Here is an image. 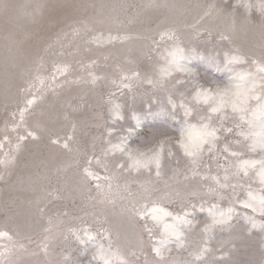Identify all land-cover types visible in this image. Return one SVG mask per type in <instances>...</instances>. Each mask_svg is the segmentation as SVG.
<instances>
[{"label": "rangeland", "instance_id": "374dc122", "mask_svg": "<svg viewBox=\"0 0 264 264\" xmlns=\"http://www.w3.org/2000/svg\"><path fill=\"white\" fill-rule=\"evenodd\" d=\"M238 3L0 0V231L11 236L0 261L102 264L93 255L103 246L112 264H264V215L242 205L264 186L258 169L237 174L240 161L264 158L241 135L261 128L257 101L210 113L195 99L199 87L235 91L248 73L261 93L252 61L264 63V27ZM177 46L193 74L169 68ZM234 56L244 62L229 65ZM209 116L218 139L194 163L176 141L186 122ZM122 136L146 167L129 169L110 150ZM145 205L172 216L142 219ZM228 209L226 223L204 231ZM185 211L178 242L172 217Z\"/></svg>", "mask_w": 264, "mask_h": 264}, {"label": "snow or ice", "instance_id": "6c2138e0", "mask_svg": "<svg viewBox=\"0 0 264 264\" xmlns=\"http://www.w3.org/2000/svg\"><path fill=\"white\" fill-rule=\"evenodd\" d=\"M225 7H229V5H225ZM234 7H242L246 13L251 16L253 10H255L256 13H258L260 18L261 26L264 27V0H255L253 3L252 0H239V3L235 5ZM169 38H172L171 36ZM226 39V37H225ZM168 65L169 68L174 69L176 71H186L190 75L193 74V70L189 69L185 66L183 63L187 57L184 55V49L180 47H174L171 51L168 53ZM203 59V57H201ZM227 59V58H226ZM244 62L242 58L234 56L231 59L227 61V63L233 64V63H242ZM252 64L256 67L257 73L261 74V93L257 94L256 92V85L253 82V86L251 88L248 87L249 83V77L253 74L248 73L244 75H239L237 78L238 82L236 83V90L233 91L232 87H226L224 89H212V88H203L199 87L196 89L195 93V99L197 102L203 101V103L209 105V112L210 113H219L223 107L227 106L228 103H231V107L233 111H239V112H246L248 102L250 100L257 101V108L253 112V116L255 117L257 112L259 113V119L261 123V128L259 132H249V133H241V135H244L246 139L251 138L253 140L252 149L255 150L257 146L260 147L261 151L264 152V63L258 62L256 60L252 61ZM162 74L164 75H170V71L168 69H163ZM127 78V77H126ZM149 83H152L151 80H149ZM125 87H130L129 85H125ZM217 98H219V103H217ZM29 104L32 103V101L28 102ZM171 103V100L169 101ZM118 107V106H117ZM183 107V105H181ZM173 108H175V105H173ZM190 113L186 110L185 115H189ZM116 119H119V115L117 114L115 116ZM136 119V127L140 126L139 118L134 117ZM243 119V116L241 117ZM250 129L252 125L254 124V121L250 120L248 121ZM132 129L128 130V135H131ZM217 128H214L211 124V116L207 118H202L201 121L198 124H191L186 122L185 126L181 128L180 130V136L179 139L176 141V144L183 150L184 155L191 158L193 162L195 163L197 160H199L200 156L203 154L205 150V146L209 147V150H211V146L214 145L215 141L218 139L217 136ZM227 131H231V129H228ZM111 134V133H110ZM29 135H33V133L29 132ZM23 139V137H21ZM57 141H53V143H56ZM127 136H122L120 138V141L116 145L111 146V151L113 153L119 152L122 156L126 157L127 161V167L129 169H136L139 170L142 166L146 167V165L142 164V160L149 158L146 156L145 153H137L133 150L129 149L127 147ZM163 143V142H161ZM68 145L65 144V147ZM227 151V148L225 149ZM107 154V153H106ZM233 156H237L236 153H231ZM0 163H3V161H0ZM97 163L99 164L100 161L97 160ZM89 164H91V160H89ZM118 168H124V163H118L116 165ZM156 167H157V175H159V159H156ZM249 169L257 170V175L259 178V182L262 186H264V158L260 160H242L237 165V174L239 172H243L245 176L249 174ZM84 175L86 178H98L93 177V174L86 168ZM225 180H227V176L225 177ZM217 184L219 185V181L217 180ZM220 187H224L226 185H219ZM97 189H100V185H96ZM215 189H210V192H214ZM243 207L245 208H251V211L253 213L259 212L261 215H264V196H261L259 198L253 196L251 192H249V199L247 201L242 202ZM196 205L193 204L192 208L195 209ZM145 208L147 209V205H145ZM202 210V209H201ZM164 211L163 209H160L156 206H153L150 209H147L144 213H139L141 215V218H145V216H151L153 220L157 219L156 213ZM231 211L232 209H228L227 214L224 212L220 213V216L217 217L216 215H212V223L205 226L204 231L208 232L210 231L214 226L216 225H222L227 222L228 219L231 217ZM190 212L185 211L183 215H177L173 216L172 218L177 221V224L172 227L171 231L172 234L176 236L177 241L179 242L181 240V234L178 230L179 224H185L190 223V221L187 219L188 216H190ZM165 216H172L171 213L164 211ZM253 227H256V223L254 220H252ZM167 227V226H166ZM260 227L264 228V224L260 225ZM0 238H7L11 239V236L7 232L0 231ZM91 239V237H90ZM157 256H160L161 253L159 249H153ZM93 260L100 261L102 264H112L111 259L108 258V254L103 248V246L99 247L96 250V253L93 255ZM0 264H4V261H0ZM123 264V262H122Z\"/></svg>", "mask_w": 264, "mask_h": 264}, {"label": "bare ground", "instance_id": "6f19581e", "mask_svg": "<svg viewBox=\"0 0 264 264\" xmlns=\"http://www.w3.org/2000/svg\"><path fill=\"white\" fill-rule=\"evenodd\" d=\"M233 82L237 83L238 80H237V79H234ZM29 101H31V100H29ZM12 129H14V127H11V128H10V131H11ZM21 137H22V136H21ZM21 137H20V140H23V139H21ZM4 139H7V138H4ZM1 143H2V142H0V145H1ZM246 209H248V208H246ZM158 214H160V213L158 212ZM2 232H3V231H2ZM0 239L4 240V239H6V238H0ZM0 255H2V254L0 253Z\"/></svg>", "mask_w": 264, "mask_h": 264}]
</instances>
